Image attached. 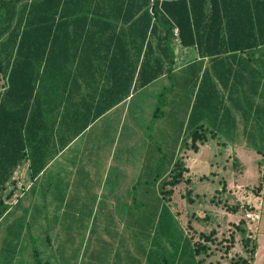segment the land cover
Returning <instances> with one entry per match:
<instances>
[{
	"label": "trees",
	"instance_id": "1",
	"mask_svg": "<svg viewBox=\"0 0 264 264\" xmlns=\"http://www.w3.org/2000/svg\"><path fill=\"white\" fill-rule=\"evenodd\" d=\"M174 40L181 46L198 43L202 56L235 54L264 46V0H0V73L6 81L0 91V231H5L8 239L19 244L26 223L25 219L6 222V202L12 196V192H6L7 183L27 152L31 178L46 162L41 158L47 148L42 139L48 137L49 126L43 104L60 107L71 82L77 87H90L88 66L93 69L95 58L108 57L113 62L124 61L126 72L119 82L124 85V98H128L132 88H143L171 74ZM210 43L223 46L208 55ZM253 74L257 92L264 72L257 73L254 68ZM115 92L111 90L109 97L104 94L101 102H107ZM52 93L62 95L61 101L56 99L55 103ZM122 99L121 94L107 106ZM261 110L256 108L257 124L264 118ZM162 116V106L157 105L153 119ZM88 123L89 118H85L75 132H82ZM189 125L191 128L193 124ZM257 128L264 135V126ZM190 134L194 149L206 138L202 126L193 127ZM248 149L264 152L251 146ZM178 169L185 170L174 162L172 171ZM180 172L162 181V189L177 185ZM160 230L163 232L153 234L151 239L150 233H137V238L145 237L147 245L156 248L173 247L175 253L181 250L174 255V262L178 259L180 264H200L194 260L204 251L203 246L199 248L187 239L175 244L168 225L163 224ZM164 237V242L158 240ZM14 247L12 255L4 249L0 264L14 260L18 252L17 245ZM137 247L142 248L139 244ZM30 257V264H48L36 250Z\"/></svg>",
	"mask_w": 264,
	"mask_h": 264
},
{
	"label": "rangeland",
	"instance_id": "2",
	"mask_svg": "<svg viewBox=\"0 0 264 264\" xmlns=\"http://www.w3.org/2000/svg\"><path fill=\"white\" fill-rule=\"evenodd\" d=\"M177 53L176 67L180 65V53ZM253 67L257 73L261 72L258 65L254 64ZM183 80L181 75H176L173 93L178 108L175 107V118H166L170 115L166 106L171 102L172 92L170 88L166 91L165 79L137 91L127 103L126 121L119 132L121 141L126 137V142L115 145L112 155V165L125 160L126 182H131L128 186L134 185L137 179L135 190L126 189V195L133 198V201H127V215L137 216V223L131 220L125 224V238L113 236L118 232L117 224H108L112 234L105 236L102 233L103 226L110 220L108 209L96 208V218L90 217V212L95 215L96 209L75 208L72 202L68 203L69 207L60 209L55 207L59 202H54L57 200L48 196L47 204L53 207L46 210L30 209L31 218H26L22 205L15 209L12 218L25 219L26 224L22 232V247L14 257V264H30L32 246L45 255L41 258L48 264H137V256L129 255V251L125 250L135 249L137 244L142 248L156 249L151 243L147 245L145 237L140 236L139 240L137 233H150L151 239L153 234L163 232L160 230L163 224L169 226L168 232L176 240L175 244L187 239L199 248L204 247V251L194 260L200 264H243L242 261L264 264V152L244 149L251 146L264 150V135L262 129L257 128L259 125L264 126V121L259 124L258 120L255 121L253 135L246 139L248 143L236 145L240 148L238 152L232 151L227 144L210 145L211 151L197 158L199 163L196 171L192 172L183 160L187 154L182 153L184 149L196 150L192 141L177 143L175 135L173 138L165 135L166 123H169V130L172 129L175 134L172 127L179 122L178 115L181 116L188 97L184 96L186 89ZM3 85L0 78V88ZM247 101L243 106L252 107L253 115L257 116V98L247 97ZM157 105L162 106L163 111V116L158 120L153 119ZM172 106L170 104V108ZM232 130L226 127L222 132L228 134ZM205 135L208 133L205 132ZM174 162H178L185 170L172 171ZM110 170L111 174L114 173L112 168ZM178 171H181L179 183L162 189V181L171 180ZM157 176L161 180L156 182ZM57 188L55 196H63L64 192ZM50 194L54 195L53 192ZM102 206L104 203L100 204ZM74 211L78 217L74 216ZM171 217L172 220H169ZM46 237L62 244L59 255L55 256L54 250L49 249L51 244L46 243ZM158 240L164 242L166 239ZM167 254H170L169 249L161 253L152 252L155 264H159V257L175 259L174 256L165 257Z\"/></svg>",
	"mask_w": 264,
	"mask_h": 264
},
{
	"label": "crops",
	"instance_id": "3",
	"mask_svg": "<svg viewBox=\"0 0 264 264\" xmlns=\"http://www.w3.org/2000/svg\"><path fill=\"white\" fill-rule=\"evenodd\" d=\"M174 33L176 35V30ZM209 46L210 51L207 53L211 55V52L214 53L223 45L222 43H210ZM172 48L175 59L171 74H166L153 82L160 79L167 80L165 89L167 92L168 88L171 89L172 98L169 105L166 106V111L170 114L166 118H175L177 116L175 107L178 108L173 93L175 92L176 75H181L182 79L185 80H183L185 87L183 88L186 89L184 96L188 97L185 100L183 110H180L181 116L178 115L179 122L172 127L175 134H173L172 129L169 130V123H166L165 135L169 137L175 135L177 143H191L190 133L193 127L202 126L208 133L205 135L204 141L196 143V150L184 149L182 151L184 155L187 154V158L183 159L186 161L187 168L193 172L199 163L197 158L211 151L210 145L215 143L227 144L232 151L238 152L240 148L238 149L236 145L246 144L248 143L246 139L252 137V129L258 119L257 116L253 115L252 107L245 108L243 105L247 101V97L254 96L258 100L256 108L262 110L264 108V81H260L257 94L253 87V65H258L264 72V46L235 54L227 52L220 56H202L198 43L191 46H181L177 40H174ZM177 51L180 53V65L178 67L175 66L178 59ZM93 63V69L88 66L90 69L88 75L91 78L90 87H77L71 82L68 92L64 93L68 98L66 99L67 96L63 97L60 107L47 103L43 104L44 119L49 126L48 132H46L49 138L45 136V139H42V142L47 144V148L41 158L46 159V162L42 170L38 171L34 178H31V157L27 152L26 158L13 171L6 186V192H12L11 198L6 202L9 205L7 223L16 219L12 217L15 209L20 208V205H22L21 208L26 214V218L32 216L30 209L43 208L46 210L53 207V205L47 204L48 199L52 197L57 200L54 202H59L55 207L60 209L69 207V202L74 203L73 207L75 208L88 207L92 208L93 211L96 208L108 209L110 220L102 229L105 236L112 234L108 224L118 225V232L113 236L125 238V224L131 220L137 223V216L127 215V207H129L127 201L131 202L133 198L131 195H126V189L135 190L137 179L133 182L134 185L128 186L127 184L131 182H126L127 165L125 160L112 165V155H114L115 145L118 146L119 143L126 142V137L121 141L122 137L119 132L126 121L127 103L137 91L144 90L153 82L143 88H132L128 98H124V85H120L119 82L120 79L124 78L126 72L124 61L113 62L108 57L101 60L95 58ZM0 78L4 84L0 91H3L6 81L1 73ZM111 90H116V92L112 93V98H108L107 102L115 101L116 97L121 94L123 99L110 107L107 106V102H101V99L104 94L108 96ZM43 94L42 92L41 95ZM50 96L54 102L56 99L61 101L62 95L57 96L52 93ZM170 104H173L171 108ZM99 111L100 113H98ZM255 113H257L256 109ZM85 118H89L86 128L82 132H75ZM189 123L193 124L191 128H189ZM226 127L233 130L224 134L222 130ZM103 163L106 167L102 166ZM110 168L113 169L114 173L111 174ZM57 187L64 192L63 196H55ZM51 192L54 195H48ZM101 203H104V206L100 207ZM120 208H122L121 212ZM73 214L78 217L76 211ZM97 214L98 209H96L95 215L90 212V217L96 218ZM60 216L62 217V212ZM120 225H122L121 229ZM7 236L5 231H0V256L3 255L4 249H8L12 255L14 245H17V251L22 247L21 242L17 244L13 238L8 239ZM22 239L24 238L22 237L21 241ZM45 241L51 244L49 249L54 250V255H59L58 250L62 244H57L56 240L53 241L50 237H46ZM31 249L37 250L33 246ZM168 249L171 255L167 254L165 257H173L181 252V250H177L175 253L173 247L156 249L137 247L125 251H129V255L137 256L135 258L137 264H155L156 261L153 259L152 252L161 253ZM39 255L45 256L40 253ZM63 255L67 254L63 253ZM169 262L180 264L178 259L174 262V260L159 257V264H168ZM126 263L128 264V262ZM10 264H14V261Z\"/></svg>",
	"mask_w": 264,
	"mask_h": 264
}]
</instances>
